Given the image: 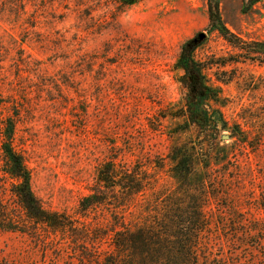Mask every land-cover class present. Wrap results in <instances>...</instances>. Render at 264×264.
I'll use <instances>...</instances> for the list:
<instances>
[{
  "label": "rangeland",
  "instance_id": "rangeland-1",
  "mask_svg": "<svg viewBox=\"0 0 264 264\" xmlns=\"http://www.w3.org/2000/svg\"><path fill=\"white\" fill-rule=\"evenodd\" d=\"M117 1L23 0L17 21L0 0V143L12 119L14 149L42 207L97 231L107 253L119 223L139 220L155 197L183 193L170 150L205 135L172 118L184 105L175 67L181 46L196 39L194 58L215 97L204 110L222 121L210 145L215 162L202 174L211 226L203 251L208 264H264V64L208 31L207 0ZM220 14L243 42L264 44V1L245 10L242 0H221ZM108 162L138 170L149 186L132 211L110 202L82 215L79 202ZM44 232L42 242L0 232V264H80L65 237Z\"/></svg>",
  "mask_w": 264,
  "mask_h": 264
},
{
  "label": "trees",
  "instance_id": "trees-1",
  "mask_svg": "<svg viewBox=\"0 0 264 264\" xmlns=\"http://www.w3.org/2000/svg\"><path fill=\"white\" fill-rule=\"evenodd\" d=\"M139 1L117 2L128 7ZM220 1L207 0L208 31L217 33L245 59L264 64V44L243 42L231 33L222 20ZM263 1L242 0V3L246 10ZM24 6L23 0H9L7 11L18 21ZM198 47L196 39L186 41L180 48L175 67L182 72L180 83L184 89V105L172 118H185L188 126L196 127L205 135L204 138L198 136V142L190 146L175 145L170 150L171 175L182 195L155 197L147 201L139 220L130 224L123 221L111 232L110 249L102 254L97 245L103 236L65 214L46 211L35 197L31 174L23 157L14 149L15 124L8 119L0 143V232L27 235L38 241H43V231L49 237L60 235L74 248L80 264H208L210 253H204L208 246L203 245L211 226L203 208L210 198L202 193L207 183L202 174H207L215 162H212L213 148L210 145L216 140L222 121L207 117L204 110L215 97L204 80L201 65L194 58ZM237 62L236 59L232 61ZM20 66L25 64L18 63L17 67ZM207 137H210V144H207L210 140H204ZM221 152L225 154V150ZM147 186V180L141 178L138 170L119 168L114 162L105 163L96 172L90 195L79 202V212L84 215L91 208L110 202L122 212L132 211ZM6 194L11 202L2 199ZM49 242L43 243L51 244Z\"/></svg>",
  "mask_w": 264,
  "mask_h": 264
},
{
  "label": "water",
  "instance_id": "water-1",
  "mask_svg": "<svg viewBox=\"0 0 264 264\" xmlns=\"http://www.w3.org/2000/svg\"><path fill=\"white\" fill-rule=\"evenodd\" d=\"M199 39H200V41L204 40V39H205V35H203V34L200 35V36H199ZM222 139H223V140H228L229 137L224 136V137H222Z\"/></svg>",
  "mask_w": 264,
  "mask_h": 264
},
{
  "label": "flooded vegetation",
  "instance_id": "flooded-vegetation-1",
  "mask_svg": "<svg viewBox=\"0 0 264 264\" xmlns=\"http://www.w3.org/2000/svg\"><path fill=\"white\" fill-rule=\"evenodd\" d=\"M208 117V116H207Z\"/></svg>",
  "mask_w": 264,
  "mask_h": 264
}]
</instances>
